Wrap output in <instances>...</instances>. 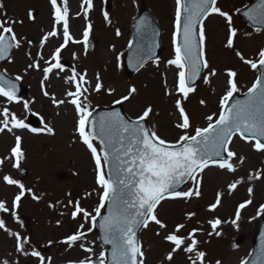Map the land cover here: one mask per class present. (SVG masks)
I'll list each match as a JSON object with an SVG mask.
<instances>
[{
	"label": "snow or ice",
	"instance_id": "obj_1",
	"mask_svg": "<svg viewBox=\"0 0 264 264\" xmlns=\"http://www.w3.org/2000/svg\"><path fill=\"white\" fill-rule=\"evenodd\" d=\"M135 2V0H133ZM107 3V0H104ZM218 0H175L173 30L171 33L172 58L166 63L175 69L174 84L168 85L167 77L164 79L165 95L169 98L175 96L174 108L177 113V122L174 127L183 134L172 142L158 135V130L153 126L148 128L145 122L153 114V107L146 105L140 115L135 119H127L119 110L101 112L95 115L90 95L100 94L106 91L112 95L116 89H105L101 74L95 73L94 81L88 79V72L77 71L75 67L70 69L71 74L63 76L64 83L74 88L64 92V99H57L56 95L50 94L45 87L52 74L58 78L66 71L61 62V53L70 43L83 45L84 55L87 56L90 36L93 32V23L90 13L94 10V0H80L79 11L76 18L83 19L81 39H76L71 32L70 9L68 0H49L51 9L50 30H41L42 35L38 41L39 51L33 58L31 52L27 53L29 63L25 71L34 70L42 72L41 90L45 97H49L51 104L59 108L66 102L73 106L76 115L75 133L78 139L86 146L94 165V187L85 192L82 198L75 200L69 198L64 205L67 212H61V216L67 215L75 223L76 228L59 242L68 249L79 248L84 255L82 258L70 259L66 264H145V251L139 239L138 232L147 229L150 223H154L159 229L155 235L160 236L169 245L161 264H173L175 255L180 252L186 253L189 264H205L206 252L199 250L201 242L197 234L202 229L192 227L187 235H181L186 229V223H176L172 228L158 218L157 208L166 199L200 198L202 196V173L210 165L229 173L237 171V165L232 161L238 159L239 165H243L244 156H239L229 146L234 138L248 143L251 149L258 153H264V46L257 51L258 59L246 58L236 49L235 40L238 29L234 26L233 16L229 11L222 10L217 6ZM244 15L255 25L257 33L264 31V0H256ZM237 12L240 9H236ZM102 17L106 24L111 25L112 19L107 8L102 10ZM213 14L223 18L226 22L225 47L232 50L235 56L250 69L258 71L251 86L244 92V99H234V94L240 92L238 87V72L232 68L225 70V91L219 98V111L205 116L206 126H197L193 130L191 118L184 107V102L189 95L196 91L195 82L202 78L205 84H209L210 77L218 75V70L212 68L206 59V26L205 21ZM28 19L35 21L32 10L27 12ZM135 19V18H134ZM23 24V20L8 17L3 0H0V60L10 58L13 49H20L23 45L33 47V41L27 37H18L15 26ZM139 41L133 47V42H128V50L131 55L128 58V66L139 71L149 60L157 67L160 58L156 56L155 49L159 47L155 37L159 32L152 27L147 17H140L136 24ZM121 30L115 29V35L121 36ZM251 36V33H246ZM52 38H61L62 42L50 50L48 59H45L43 50ZM113 50L115 45L112 46ZM73 58H77L74 52ZM123 53L116 56L119 64ZM43 61L44 67H41ZM204 70H209L208 75L201 77ZM16 81L22 79L17 76ZM17 84L6 79L0 74V97L5 98L6 104L0 106V133L8 132L14 135V146L10 148L9 155L0 158V167L5 160L14 158L12 167L19 168L20 161L24 158L22 149L23 137L16 135L15 130H27L33 134L46 133L54 135L55 130L49 123H43V127H30L25 122L27 118H19L7 105L22 103L26 113L31 112L30 102L17 96ZM137 93L135 86L129 87L127 94L114 101L115 104H123L129 101ZM201 105L206 101L201 99ZM59 114V113H57ZM43 121V117H41ZM194 131V134L192 132ZM98 142V144H97ZM261 171L249 174V181L262 178ZM6 185L16 186L19 191L12 200L10 209L6 202L0 200V212L10 213L12 217L19 219L16 209L26 194L34 201H40L41 195H37L32 188H26L18 179L5 174L0 177ZM186 181H191L193 187L180 190V186ZM243 182V178L228 184L231 193L237 185ZM253 188L248 187L249 196L253 194ZM97 197L91 210L82 205V199L93 196ZM71 197V193L68 194ZM223 193L217 192L213 203L207 205L208 211H215L222 204ZM57 201L56 204H60ZM248 199L240 203L235 211L236 219L240 218L241 210L251 204ZM56 204H49V208H55ZM107 210V214L104 213ZM264 212V205L260 206ZM196 212L186 213V220L191 221ZM82 221V222H81ZM57 225L62 221L57 220ZM223 223L219 217L207 220L211 231L208 236L215 234L220 236L218 227ZM87 225V227H86ZM99 228L100 235L89 240V234ZM0 229L14 238L15 253L23 257H32L38 264H52V257H45L41 251L32 245L29 236H22L20 232L11 231L6 227V221L0 218ZM100 241L97 252V242ZM48 245L54 242L49 240ZM26 246H30L29 251ZM12 254L0 258V264H20L19 258L10 259ZM215 264H221L219 260ZM240 264H245L241 260ZM252 264H264V247L257 254Z\"/></svg>",
	"mask_w": 264,
	"mask_h": 264
},
{
	"label": "rangeland",
	"instance_id": "obj_2",
	"mask_svg": "<svg viewBox=\"0 0 264 264\" xmlns=\"http://www.w3.org/2000/svg\"><path fill=\"white\" fill-rule=\"evenodd\" d=\"M250 1L252 0H218L217 6L224 11H229L233 16L234 26L238 29L235 40L236 49L241 51L246 58L258 59L257 51L264 46V31L257 33L255 27L247 25L236 13V8ZM107 2H109L107 10L110 13L112 24H106L101 14L107 3L105 4L104 0H94L95 7L90 13L93 23L90 40L94 41V48L88 50V54L85 56L82 44L70 43L61 53V62L64 63L66 71L61 74L60 78L52 74L49 81L45 82V87L50 94L54 93L57 99H64L66 90L74 91V88L66 85L63 80V76L71 74V67H75L79 72L87 70L88 79L93 80V83H95V73L99 72L105 89L112 87L116 91L112 95L106 91H102L98 95L92 93L89 97L92 107L98 108L115 104L116 99L127 94L129 87L135 86L137 93L122 104L124 110L130 116L135 117L141 114L146 105H151L153 114L147 119L149 127L155 126L158 135L174 142L183 133L174 127L177 122L174 100L177 97L169 98L165 95L164 79L166 76L169 86L174 84L175 69L168 66L166 61L173 55L171 20L172 16L174 19L175 0H135V2L133 0H107ZM3 3L8 17L23 20L22 25L15 26L18 37L31 39L34 46L29 48L25 44L20 49H14L11 57L4 63H0V69L12 77H22L20 80L28 85L30 90L28 96L21 97L22 100L30 102L31 112L37 116L40 114L45 117V122L42 121L38 125L39 128L43 127V123H49L54 128L55 134H33L27 130H15L16 135L23 137L24 158L21 161L28 168V173L26 176L20 177L18 168L15 171L11 160H5L3 169L0 168V177L7 171L8 175L20 180L26 188H32L37 195H41L42 199L34 201L28 194L22 198L16 209L17 215L22 221L12 217L10 213L0 212V218L5 219L6 227L11 231L20 232L22 236H29L32 245L37 250L41 251L45 257H52V264H66L70 259L82 258L84 253L79 248L68 249L66 245L59 243L77 226L67 215L61 216L60 213L69 211L64 208L69 198L73 200L82 198L85 192L93 189L95 186L94 165L86 146L78 139L74 131L76 115L73 106L67 102L59 108L52 105L50 98L42 94L40 84L42 72L25 71L30 62L27 53L30 51L32 57L35 58L39 51L38 41L42 35L41 30H50L49 0H3ZM79 3L80 0H68L70 30L76 39H81L82 31V27L77 28L76 25L82 26L84 23L82 18L75 16L79 11ZM141 5L147 6L154 13L161 29L160 64L157 67L153 61H148L138 72L127 76L121 66V59L118 64L116 56L123 53L128 44L130 21ZM29 10L34 12V22L28 19L27 12ZM205 26L206 59L212 68L218 70V75L210 77L209 84H205L203 79L199 78L194 85L196 91L190 94L188 100L184 102V107L191 118L193 130L197 126H206V115L213 112L218 113L219 98L226 90V76L224 75L226 69L232 68L238 72L237 81L240 92L246 91L258 74V71L244 65L232 50L225 47L227 30L223 18L213 14L205 21ZM116 28L121 30L122 34L119 37L115 35ZM246 33H251V36ZM61 41V38H52L48 42L43 50L45 59H48L50 50L58 46ZM113 45H115L114 50ZM74 52L77 54L75 59L72 55ZM67 62L69 65H66ZM41 67H44L43 61H41ZM208 74L209 70H204L201 77ZM201 99L206 101L205 105L199 103ZM5 104V98L0 97V106ZM10 109L19 118L23 119L27 116L22 103L11 104ZM13 145V134L0 133V158L8 156ZM229 148L235 151L238 157H245L243 165H239L238 159L232 161L237 165L235 173H229L227 170L210 165L202 173V196L200 198L166 199L157 208L158 218L165 221L169 228H172L176 223H186V229L181 231V235H187L192 227L202 229L197 234V239L201 242L199 250L205 251L207 254L205 264H215L216 260H219L221 264H239L250 251L256 218L264 213L260 211V206L264 205V175L259 180L249 181L247 179L249 174H254L256 171L264 173V153L253 151L248 143L239 138H234ZM241 178H243V182L230 193L228 184ZM190 187H193L192 182L184 190ZM248 187H252L254 190L251 196L247 192ZM15 191H19L18 187L8 186L0 180V200L5 201L10 209L12 208L10 199ZM217 192L223 193L222 204L215 211L210 212L207 210V205L214 202ZM69 193H71V197H69ZM248 199H251L252 203L241 210L240 218L233 224L231 221L236 219V208ZM96 200L97 197L93 194L90 198L82 199V205L91 210ZM57 201H61V203L56 204ZM50 203L56 204V207L49 208ZM190 211L196 212L197 215L191 221H187L186 213ZM215 217H219L223 221L217 229L221 235L208 236L207 233L211 231V227L207 224V220ZM57 220H61L62 224L57 225ZM158 230L154 223H150L147 229L140 231L139 238L145 251V264H161L166 250L171 247L163 241V232L160 236L155 235ZM239 234L243 235L240 244L235 242ZM96 235L94 230L89 234L88 239L93 240ZM49 240L54 242L51 246L47 243ZM14 244V238L0 229V258L11 253L9 258H19L20 264H38L35 258L23 257L15 253ZM98 245L99 242H97V252L99 251ZM26 247L29 251L31 250L30 246ZM247 247L249 248L248 252ZM187 255L183 252L175 255L173 264H189Z\"/></svg>",
	"mask_w": 264,
	"mask_h": 264
},
{
	"label": "water",
	"instance_id": "obj_3",
	"mask_svg": "<svg viewBox=\"0 0 264 264\" xmlns=\"http://www.w3.org/2000/svg\"><path fill=\"white\" fill-rule=\"evenodd\" d=\"M255 2H256V0L253 3H255ZM253 3H251L248 7H250ZM245 11H247V7L241 9L240 13L247 20V22L249 24L253 25V23L244 15ZM140 17L149 18L150 21H151L152 27L158 31L157 27L154 24V18L151 15V13L147 9H141L140 12L136 15L135 19H133V22H132L131 41L133 42V47L134 48H135V45L137 44V42L139 41V36L137 34V31H136V24L138 23V20H139ZM155 39L158 42V36L155 37ZM158 52H159V47L155 49L156 56L158 55ZM130 55H131V53L129 52V50L127 48V50H126V52L124 53V56H123V66H124L125 74L128 75V76L132 75V73H134L136 71L134 68L128 66V58H129ZM5 60H0V61H5ZM0 74H4V73L2 71H0ZM5 78L6 79H11L17 84V92H16L17 95H19L20 92H22V91H24L27 94V88L22 86L18 81H16L15 79H12L11 77H8L6 75H5ZM234 99H244V95L243 94H234ZM115 110H119L127 119H130L126 115V113H124V111L122 110L120 105H117V106H114V107H108V108H99V109L95 110L94 114L95 115H99L101 112H111V111H115ZM130 120H132V119H130ZM145 126L148 127L146 122H145ZM105 214H107V210L105 211ZM98 230H99V228H98ZM99 235H100V232H99ZM262 247H264V216L260 217L259 229H258V232H257L255 238H254V247H253V250H252V253H251L250 257L245 262V264H252V261L254 259H256V256L260 252Z\"/></svg>",
	"mask_w": 264,
	"mask_h": 264
}]
</instances>
